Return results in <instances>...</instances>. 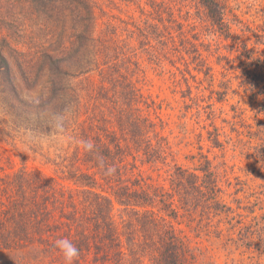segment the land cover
Wrapping results in <instances>:
<instances>
[{
	"label": "trees",
	"instance_id": "trees-1",
	"mask_svg": "<svg viewBox=\"0 0 264 264\" xmlns=\"http://www.w3.org/2000/svg\"><path fill=\"white\" fill-rule=\"evenodd\" d=\"M231 2L23 1L29 4L21 13L25 25L36 18L45 22L42 45L27 25L28 43L36 52L26 64V90L38 97H23L11 63L0 51V115L23 122L26 129H41L49 113L71 109L70 132L94 141L117 173L105 176L96 156L74 144L60 150L65 159L61 178L25 167L6 175L0 179V251L42 252L57 261L64 258L55 241L67 238L80 249L73 264H82L90 254L102 264H198L199 254L180 226L201 218L223 225L228 241L237 230L239 240L253 244L260 230L252 233L237 211L240 207L236 210L227 201L225 186L230 184L208 156L191 155L196 160L192 168L173 161L169 167L173 153L160 132L166 100L147 89L146 62L175 88L186 86L183 97L196 100L189 80L202 86L215 79L203 38L211 33L232 42L241 86L263 117L251 126L248 149H259L257 158H264V55L256 57L233 30ZM1 44L8 46L6 37ZM226 92V87L214 92L217 101ZM208 135L214 148L223 149L216 127ZM145 165L152 173L161 166L167 171L153 178L142 170ZM218 230L222 236L224 230Z\"/></svg>",
	"mask_w": 264,
	"mask_h": 264
},
{
	"label": "rangeland",
	"instance_id": "rangeland-1",
	"mask_svg": "<svg viewBox=\"0 0 264 264\" xmlns=\"http://www.w3.org/2000/svg\"><path fill=\"white\" fill-rule=\"evenodd\" d=\"M23 1L0 0V51L8 57L16 83L21 88L23 97L29 100L38 96L36 92L26 90L25 72L29 74L27 69H30L26 64L36 52L28 43L30 30L27 25L33 28L36 41L42 45L45 39L42 34L45 22L42 18H36V22L25 25L26 21L21 13L28 10L29 4H24ZM231 1L229 20L233 30L246 40L256 57L264 55V38H261L264 34V0ZM233 14L236 17L233 18ZM202 28L204 26L201 27V32ZM209 34L210 36L203 38L206 47L202 50H206L204 54L209 56L215 71L216 84L214 79V85L205 82L200 86L189 78L193 87L191 97L196 99L190 100L183 97L182 91L186 90V86L175 88L169 77L158 76L149 69L150 64L146 62V74L150 83L147 89L153 97L159 96L160 100H166L162 111L164 126L160 132L167 138L166 143L170 145V151L173 153L169 167H174V162L178 166L192 168L196 165V160H190L191 155L202 153L208 156L217 173L226 176L225 180L230 184L225 186L227 201L236 210L240 207L237 211L244 218V224L253 227L252 233L258 229L261 233L253 235V244H248L239 240L240 233L237 230L231 232L233 240L228 241L230 238H227L223 225L218 227L215 221L209 222L203 218L192 224L184 222L180 228L189 244L197 250L200 257L198 264H264V158H257L260 152L257 148L254 150V146L252 150L251 147L248 149V145L253 143L250 137L254 129L251 126H255L263 117L257 115V105L250 101L245 86H241L238 76L241 70L238 69L239 62L232 49V42L217 36L211 37V33ZM5 37L8 46L1 44ZM191 69L193 70V67ZM91 76L98 78L94 74ZM200 78L204 79L203 76ZM42 81L44 80L39 83L43 84ZM219 81L226 85L223 86L222 83L223 88H219ZM224 87L227 92L221 101H217L218 96L214 92L223 91ZM3 106L0 102V109ZM22 118H25L24 112ZM22 123H16L13 117L0 115V179L23 167L61 178V167L65 161L63 154L60 156L61 151L46 145L26 144V128ZM214 127L218 129L223 141L221 150L214 148L208 140V132ZM65 147L66 145L63 149ZM161 168L159 172L152 173L150 165H145L142 170L156 178L157 173L167 171L166 167ZM64 181V184L69 185ZM254 217L258 219L253 220ZM218 229L224 230L222 236ZM37 255L39 257H36ZM94 259V255L90 254L86 261L89 264H102L96 263ZM86 261L82 264H87ZM0 264H65V261H54L44 257L42 252L37 254L18 250L0 251Z\"/></svg>",
	"mask_w": 264,
	"mask_h": 264
},
{
	"label": "clouds",
	"instance_id": "clouds-1",
	"mask_svg": "<svg viewBox=\"0 0 264 264\" xmlns=\"http://www.w3.org/2000/svg\"><path fill=\"white\" fill-rule=\"evenodd\" d=\"M72 117L71 109L54 111L48 114L45 126L41 129H26L25 142L30 146H48L58 151L62 150L64 145H77L86 153L94 154L99 167L103 170L105 176H114L117 168L113 165H107L105 158L100 155L95 147L94 141L75 136L70 132V121ZM55 247L62 253L65 264H73L80 256V249L69 239L60 238L55 241Z\"/></svg>",
	"mask_w": 264,
	"mask_h": 264
}]
</instances>
